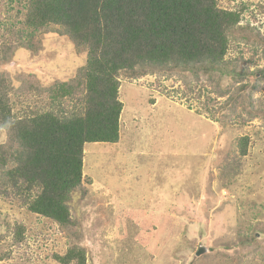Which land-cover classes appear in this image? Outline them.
Here are the masks:
<instances>
[{
    "label": "rangeland",
    "instance_id": "obj_1",
    "mask_svg": "<svg viewBox=\"0 0 264 264\" xmlns=\"http://www.w3.org/2000/svg\"><path fill=\"white\" fill-rule=\"evenodd\" d=\"M22 2L0 0V19L24 20ZM218 2L240 12L241 22L226 64L205 82L213 101L172 98L171 90L186 88L177 73L122 76L119 142L84 146L85 191L70 201L78 231L2 198L0 264H61L55 255L73 246L85 264H264V79L254 87L264 69V0ZM36 38V50L0 59L17 116L44 107L48 96L38 92L71 81L87 61L58 27ZM216 83L228 96L212 92ZM203 103L221 111L213 116ZM242 137L249 138L245 156ZM6 140L0 128V144Z\"/></svg>",
    "mask_w": 264,
    "mask_h": 264
},
{
    "label": "trees",
    "instance_id": "obj_2",
    "mask_svg": "<svg viewBox=\"0 0 264 264\" xmlns=\"http://www.w3.org/2000/svg\"><path fill=\"white\" fill-rule=\"evenodd\" d=\"M20 7L24 20L0 19V59H11L19 48L36 50V37L55 26L87 51V61L71 81L38 92L49 103L22 116L13 113L10 79L0 74V128L7 135L0 144V199L76 234L70 201L85 191L84 146L120 140V78L177 73L186 88L171 90L172 98L206 94L211 103L205 82H214L212 76L226 64L241 13L221 8L218 0H23ZM263 79L264 69L254 87ZM213 88L221 98L229 94L219 83ZM229 104L227 99L223 105ZM201 105L213 116L221 111ZM248 145V137L240 138L241 155ZM24 231L17 226L16 240ZM84 253L73 246L55 259L85 264Z\"/></svg>",
    "mask_w": 264,
    "mask_h": 264
},
{
    "label": "water",
    "instance_id": "obj_3",
    "mask_svg": "<svg viewBox=\"0 0 264 264\" xmlns=\"http://www.w3.org/2000/svg\"><path fill=\"white\" fill-rule=\"evenodd\" d=\"M207 250L205 249V248H200L199 250H198V252L196 253V255L197 256H201L202 254H204L205 252H206Z\"/></svg>",
    "mask_w": 264,
    "mask_h": 264
}]
</instances>
